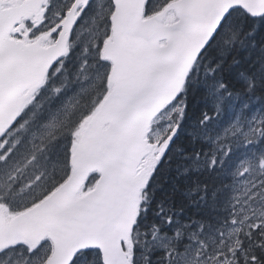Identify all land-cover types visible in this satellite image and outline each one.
<instances>
[{"label": "snow or ice", "instance_id": "snow-or-ice-1", "mask_svg": "<svg viewBox=\"0 0 264 264\" xmlns=\"http://www.w3.org/2000/svg\"><path fill=\"white\" fill-rule=\"evenodd\" d=\"M0 264H264V0H0Z\"/></svg>", "mask_w": 264, "mask_h": 264}]
</instances>
